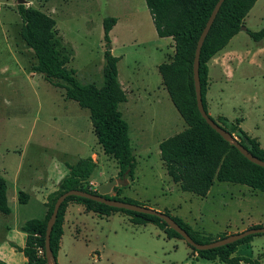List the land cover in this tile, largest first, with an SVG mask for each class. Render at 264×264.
<instances>
[{
	"label": "rangeland",
	"instance_id": "obj_1",
	"mask_svg": "<svg viewBox=\"0 0 264 264\" xmlns=\"http://www.w3.org/2000/svg\"><path fill=\"white\" fill-rule=\"evenodd\" d=\"M15 6V0H0V176L2 172L6 176L9 198L15 169L21 165L25 170L28 163L43 158L69 165L90 159L93 169L82 180V188L88 191L120 179L115 161L103 154L92 129L88 135L84 130L88 112L65 99L61 87L51 86L31 70L35 59L19 37ZM24 7L54 20L56 38L69 57L65 67L73 70L79 84L96 88L102 85L101 20L116 19L109 32L110 45L114 55L123 56L117 64V82L129 97L128 113L124 114L122 105L118 109L128 127L135 161L132 177L125 176L126 184L116 186L119 191L125 188V199L179 218L209 241L234 234L247 219L264 223V195L260 192L214 182L200 198L180 191L165 175L157 145L184 125L165 91L156 89L160 86L156 65L172 54L169 39L155 35L143 0H25ZM246 16V29L257 32L264 28V0H257ZM238 49L235 59L242 64L234 67L233 80L245 72L254 82L227 94L222 114L229 121L241 119V130L264 147V38L259 44L239 39ZM213 96L217 100L215 88ZM77 115L79 123L72 121ZM211 119L215 121L213 116ZM78 130H84L82 135ZM113 195L109 191L106 196ZM14 204L9 199V209ZM79 222V235L71 249L78 264H109V250L136 258V264H223L198 257L189 263L190 249L183 240L168 239L151 224L133 226L121 213L108 217L86 213ZM252 242L249 250L239 252L264 264V256H257L264 253V236H254Z\"/></svg>",
	"mask_w": 264,
	"mask_h": 264
},
{
	"label": "trees",
	"instance_id": "obj_2",
	"mask_svg": "<svg viewBox=\"0 0 264 264\" xmlns=\"http://www.w3.org/2000/svg\"><path fill=\"white\" fill-rule=\"evenodd\" d=\"M255 1L223 0L204 37L198 56L197 75L201 105L206 114L204 100L207 89L206 63L240 31L243 19ZM143 2L149 13L155 35L158 38H170L172 41V57L156 68L160 84L184 124L182 131L158 143L159 160L166 176L178 186L180 191L200 198L207 194L213 181L243 185L253 191L264 193V169L248 162L229 141L210 129L196 110L192 81L194 47L216 0H143ZM15 13L20 20L19 37L31 50L35 59L31 70L39 73L51 86L61 87L65 99L87 110L97 144L101 147L103 154L111 156L115 161L117 176L121 177L127 172L126 177L131 178L135 161L129 146L127 124L117 109L126 98L117 82L116 63L119 57L111 54L109 38V32L115 25L116 19L104 17L101 20L102 85L96 88L91 84H79L73 76V70L65 67L69 57L56 38L55 22L51 17L24 5H16ZM245 33L253 42L264 38V28L257 32L245 30ZM55 81H60L62 85ZM213 122L226 130L231 138L251 156L264 162V151L254 139L238 128L237 122H228L223 117H217ZM64 166L67 173L58 182L57 191L47 197L46 214L43 220H28L21 228L26 235V240L24 247L16 248V250L26 259V264H49L48 259L44 257L43 239L46 221L55 199L69 190L96 194L95 191L82 188V180L87 179L93 169L90 159L78 161L75 165L65 163ZM111 192L114 193L113 196L104 197L132 203L125 198H119L117 187H113ZM26 200L27 196L19 192L17 202L24 204ZM68 203L80 204L85 211L102 216L120 212L128 216L131 224L149 223L162 230L167 238L182 240L164 222L154 216L115 209L88 199L69 196L60 204L49 234V250L54 264H57L56 253L61 236L63 213ZM0 213L4 215L9 213L5 199V182L1 177ZM162 213L167 215L165 212ZM170 218L194 243L211 242L179 218L171 216ZM256 227L260 226L250 228ZM254 236L259 235L246 236L233 243L203 251H195L187 247L199 258L207 261L217 259L223 264H239L240 262L260 264L256 259L232 256L237 246L249 242ZM37 248L43 251L41 257L36 254ZM0 264L5 263L0 261Z\"/></svg>",
	"mask_w": 264,
	"mask_h": 264
},
{
	"label": "crops",
	"instance_id": "obj_3",
	"mask_svg": "<svg viewBox=\"0 0 264 264\" xmlns=\"http://www.w3.org/2000/svg\"><path fill=\"white\" fill-rule=\"evenodd\" d=\"M250 10H249V12H250ZM246 17L247 16H245L243 19V27L245 30H248L245 27ZM247 38L249 40H251L246 35L245 31H241V30L238 31L234 36L231 37V39L228 41V43L225 45V47L223 49H221L220 51H218L215 55H213L206 63V67H207V89L205 92L204 100H205L207 115L210 118H211V116H213V118H215V120L217 117H223L228 122H231V123L237 122V126L239 129H241L240 128L241 119H234L233 121H229L226 117L223 116L221 108H222V102L224 100H226L227 94L236 93L239 90H241V86L247 88L248 86H250V81L254 82V80H252V75H250L249 73H245V72H240L239 78L235 79L236 81L233 80L234 72H235L234 67H236L237 65L240 66L242 64V61H240L238 63V60L235 59L240 52V50L238 49V41H239V39L245 40ZM167 39H169L168 41H170L168 43V46L170 48V54L169 55H171V54H173V51H172L173 50V44H172V41L170 38H167ZM110 43H111V41H110ZM254 43L259 44L260 41L254 42ZM261 49L262 48L260 47L259 50L262 51L263 49L262 50ZM111 54L115 57H119V60L116 63V70H117V64L119 61H121L123 56L122 55H114L112 47H111ZM238 59H240V58H238ZM102 62H103V59H102ZM165 62H167V61H165ZM158 65H156V67ZM251 65L255 66L254 63ZM156 70H157V68H156ZM34 73H36V72H34ZM262 73L264 74V72H262ZM214 88L216 89V92H217V100H216V97L213 96ZM156 89H157V91L158 90L164 91L161 84L159 87H156ZM149 90L150 89H147V91H149ZM122 91L125 94L126 100H125V102H123L119 105L120 106L122 105L123 111L125 112L124 114H126V112L128 113L129 97H128V94H126V92L124 90H122ZM166 96H167V94H166ZM119 105H118V107H119ZM118 111H119V109H118ZM120 114H121V118H122L123 113H120ZM74 120H75V122L79 123L80 122L79 121L80 120L79 115H77V117L75 119H73L72 121H74ZM88 120H89V117H88ZM91 129H92L91 124H90V122H88L87 127L85 126V129H84L85 131H87L86 132L87 135L91 131ZM183 129H184V127H183ZM127 130H128V127H127ZM83 131L81 132L78 130V134L82 135ZM251 139H254L257 142L258 146L264 151V147L261 145L260 141L257 138H251ZM128 140H130V138H128ZM6 152H9V151H6ZM158 157H159V155H158ZM64 164L65 163H63V160H61L59 162V161L50 157V158H43V159L39 160L38 163H33V162L28 163L26 165L25 170H23L21 168V165H19L15 169L14 175H13V187H12L11 198H9V191H8L7 184H6V180H7L6 176L2 172V175H1L2 177L1 176L0 177L5 182L6 205H7V207L9 206V199H10V201H12L15 204L13 205V208L11 207L9 209V207H8L9 213L7 215L0 213V261L4 262L5 264H26V259L22 256V254L20 252H18L16 250V248L22 249L24 247L25 240H26V235H25V233H23L21 231V228H22L23 224L28 220H31V219L43 220V218L45 217V214H46L45 204H46L47 197L57 191L58 182L67 173V170H66ZM161 166H162V164H161ZM214 182H216V181H213V183ZM213 183H212V185H213ZM217 183H220V182H217ZM174 185L178 188V186L176 184H174ZM211 186H210V188H211ZM241 186H243V185H241ZM123 189H125V188H123ZM123 189H121L119 191V198H125V197H123V193L125 191ZM249 190L253 191L251 189H249ZM19 192H23L27 196V200L24 204H19L17 202V195ZM208 192H209V190H208ZM262 194L264 195V193H262ZM153 210H155V209H153ZM155 211H157V210H155ZM22 212H24V213L22 214ZM158 212H161V211H158ZM86 213L87 214H95L92 212L85 211L83 206L80 204H76V203H68L67 204V206L64 210V213H63V222L61 225V236L59 238L58 250L56 253V263L57 264H78V258H77V256H75V254L72 252L71 249L73 247V244L76 243V238L79 235L78 232L80 230V227H79L80 217L85 216ZM113 213H120V212H113ZM113 213H110L108 216H110ZM121 214H123V213H121ZM123 215H125V214H123ZM98 216H102V215H98ZM108 216H104V217H108ZM1 217H3L4 220H2ZM126 217H127L128 222H129L128 216H126ZM146 224H149V223H146ZM131 225L142 226V225H134V224H131ZM143 225H145V224H143ZM252 226H262L263 227L264 223H260L259 221H256V220L247 219L245 221V223H241V226L239 229L234 230V234L236 232L239 233V232H241L245 229H248ZM252 238L249 242L237 246V248H236V250L232 256L252 259L251 257H246V255H244L243 253H242L243 254L242 255L239 252V249L249 250L251 248V244L253 243ZM168 239H174V238H168ZM108 253H109V260H110L109 264H136L137 263V259L132 257V256L122 255L121 253H116V252L111 251V250H109ZM257 256L262 257V256H264V253L258 254ZM196 257H198V256L195 253H192V251L190 249V252H189L188 257H187L189 263H190V261H193ZM239 264H244V263L240 262Z\"/></svg>",
	"mask_w": 264,
	"mask_h": 264
},
{
	"label": "water",
	"instance_id": "obj_4",
	"mask_svg": "<svg viewBox=\"0 0 264 264\" xmlns=\"http://www.w3.org/2000/svg\"><path fill=\"white\" fill-rule=\"evenodd\" d=\"M16 5H24L25 0H15ZM223 0H216L198 38L195 43L194 47V53H193V59H192V81H193V86H194V94H195V105H196V110L198 114L200 115L201 119L205 122V124L212 129L216 134H218L221 138L226 139L229 141L236 149L237 151L250 163L263 168L264 169V162L254 158L251 156L244 148H242L234 139L231 138V136L228 134L226 130L223 128L219 127L213 120H211L207 114L204 112L202 105H201V99H200V92H199V83H198V75H197V68H198V56H199V51L200 47L202 45V42L204 40V37L206 36L212 21L221 5ZM241 31H245L244 27L242 26L240 28ZM127 172H125L121 178L117 179H112L109 180L108 182L104 184H100L96 186V194H89L80 190H69L66 192H63L60 194L54 201L51 213L46 221L45 225V230H44V239H43V251H44V257L48 259L49 264H54V261L52 259L50 250H49V234L51 230V226L54 223L57 210L60 206V204L63 202V200L69 196H74V197H79V198H84L88 199L103 205H106L111 208L115 209H121V210H126L134 213H139V214H145V215H150L154 216L158 219H160L162 222H164L170 229H172L182 240L183 242L194 249L195 251H203V250H209V249H214L220 246H224L229 243H233L235 241H238L246 236L250 235H264V227H256V228H248L245 229L239 233H235L232 235H229L228 237L218 239L215 241H211L206 244H196L194 243L188 236L187 234L177 225L173 222V220L170 218V216L165 215L161 212L155 211L153 209L139 206L133 203H127L124 201H116V200H110L105 198L108 194L109 191L113 187L116 186H121L122 184H126V176Z\"/></svg>",
	"mask_w": 264,
	"mask_h": 264
},
{
	"label": "built area",
	"instance_id": "obj_5",
	"mask_svg": "<svg viewBox=\"0 0 264 264\" xmlns=\"http://www.w3.org/2000/svg\"><path fill=\"white\" fill-rule=\"evenodd\" d=\"M36 254H37V256L41 257L43 255V251L41 249L37 248Z\"/></svg>",
	"mask_w": 264,
	"mask_h": 264
}]
</instances>
